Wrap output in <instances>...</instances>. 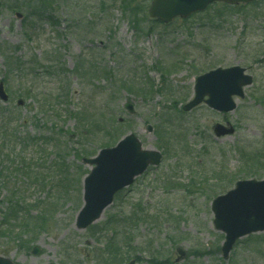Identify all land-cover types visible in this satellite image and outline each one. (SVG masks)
Returning <instances> with one entry per match:
<instances>
[{"label":"rangeland","instance_id":"374dc122","mask_svg":"<svg viewBox=\"0 0 264 264\" xmlns=\"http://www.w3.org/2000/svg\"><path fill=\"white\" fill-rule=\"evenodd\" d=\"M136 2L134 16L113 0H0V80L8 94L0 126L11 121L17 137L0 135V151L22 165L0 173V256L14 264H107L101 250L116 232L136 264H264V231L240 237L224 259V233L211 211L236 180L264 175V0L215 3L169 24L148 18L150 0ZM234 65L252 76L234 111L181 109L197 75ZM56 94L61 105L52 111ZM225 121L234 134L215 137L212 126ZM129 132L159 150L160 163L78 230L90 169L81 158ZM11 202L31 218L5 233ZM176 248L186 253L178 262Z\"/></svg>","mask_w":264,"mask_h":264},{"label":"water","instance_id":"95a60500","mask_svg":"<svg viewBox=\"0 0 264 264\" xmlns=\"http://www.w3.org/2000/svg\"><path fill=\"white\" fill-rule=\"evenodd\" d=\"M214 1L238 4L251 0H151L148 15L166 24L175 17L185 18L202 11ZM245 71V68L234 65L217 67L197 76L193 96L182 106V110L189 111L204 103L219 112L233 111L236 107L234 98H243V87L252 83V76ZM7 99L3 82L0 81V100L6 102ZM22 103L21 99L17 101L18 105ZM124 108L130 114L134 113L128 99L124 102ZM147 130L150 131L151 127L147 126ZM213 132L216 137L230 136L234 133V127L216 123ZM160 159L161 153L155 149H143L134 133L126 134L112 147L100 149L94 157L83 158L82 162L92 167L83 179V205L76 215L75 227L82 230L98 220L116 192L131 184L134 177L149 165L159 164ZM211 210L215 229L225 234L221 251L223 258H227L238 238L264 231V177L260 180L236 181L232 189L212 200ZM176 251L178 261L184 256V251L181 248ZM32 253L38 254L39 248L34 246ZM0 264L13 262L0 256ZM124 264H135V261Z\"/></svg>","mask_w":264,"mask_h":264},{"label":"trees","instance_id":"16d2710c","mask_svg":"<svg viewBox=\"0 0 264 264\" xmlns=\"http://www.w3.org/2000/svg\"><path fill=\"white\" fill-rule=\"evenodd\" d=\"M113 1H119V3L121 4L123 10L125 12H128L134 16H136L137 13H139L141 4L137 3L136 0H113ZM45 2H43L44 5ZM225 7H228L226 4H223ZM25 65V62H20L18 59V64H16L15 66L17 67V71L19 74H23V67ZM34 69L33 67L28 68L25 66L24 71L26 70H30L32 73V70ZM90 70L91 68L86 69V74H90ZM29 71V72H30ZM63 72V71H61ZM105 72H107L106 69H102V73L105 74ZM123 85V83H122ZM121 85V86H122ZM59 95L56 94L55 96V100L56 103L50 108L52 111H57L60 108L61 105V100L59 99ZM2 116H0L1 119ZM118 121V120H117ZM11 123L8 122L5 126H0V135L2 137L3 141H7L11 138H13V140L15 141L17 139L16 137V133L14 129L9 130V124ZM111 131H114L113 127L110 126ZM108 130V127H105L104 131H105V136L107 137V134L110 136L112 132L110 131H106ZM10 132V133H9ZM114 144V143H113ZM108 145H112V143H108L105 142L103 144V146H108ZM7 159L4 162V160ZM247 161H249L250 163L253 161L252 159H247ZM22 165L18 162H12L9 154H6L4 157H2V153L0 151V173H2V170L5 169L6 171H14L16 169H18L19 167H21ZM250 174H255L254 172H251ZM4 178V177H3ZM28 210L26 208L23 207H18V205L15 203L12 204L11 202V206L7 209V216L4 217L3 223L1 224V226L4 225V231L5 233H11V231H13V226L15 225V222H24V221H29L30 220V216L28 215L29 213H27ZM39 217V215H36L35 218L37 219ZM119 223V222H118ZM40 224V220L36 223V225ZM124 224V223H123ZM42 225V224H40ZM114 234L116 235V232L112 233L111 236L107 239L106 244L104 246V248L101 250V255H106L107 258H105V262H107V264H114V263H121L124 261H128L129 259H131V257L128 255L127 252H123L124 247L128 246V242L126 240H120L118 241Z\"/></svg>","mask_w":264,"mask_h":264}]
</instances>
